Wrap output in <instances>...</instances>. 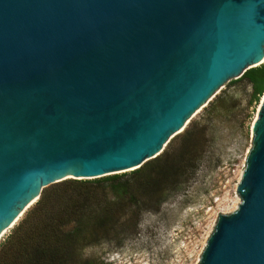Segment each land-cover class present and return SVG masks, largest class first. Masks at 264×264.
<instances>
[{
	"label": "water",
	"instance_id": "1",
	"mask_svg": "<svg viewBox=\"0 0 264 264\" xmlns=\"http://www.w3.org/2000/svg\"><path fill=\"white\" fill-rule=\"evenodd\" d=\"M264 63V0H0V238L47 186L139 169ZM200 264H264V101Z\"/></svg>",
	"mask_w": 264,
	"mask_h": 264
},
{
	"label": "rangeland",
	"instance_id": "2",
	"mask_svg": "<svg viewBox=\"0 0 264 264\" xmlns=\"http://www.w3.org/2000/svg\"><path fill=\"white\" fill-rule=\"evenodd\" d=\"M261 96L254 100L250 85L239 78L211 98L162 152L170 149L178 154L185 131L192 126L205 129L198 143L190 146L191 140L185 144L190 150L185 159H191L195 152L198 159L181 186H166L164 201L158 210L143 212L135 233L87 247L82 258L95 264H200L219 219L231 216L242 204L238 188L252 151ZM67 181L73 180L46 188ZM13 228L0 238V247Z\"/></svg>",
	"mask_w": 264,
	"mask_h": 264
},
{
	"label": "trees",
	"instance_id": "3",
	"mask_svg": "<svg viewBox=\"0 0 264 264\" xmlns=\"http://www.w3.org/2000/svg\"><path fill=\"white\" fill-rule=\"evenodd\" d=\"M241 78L250 85L254 100L263 95L264 63ZM204 131L192 126L180 137L178 154L167 149L128 174L44 189L1 245L0 264H95L82 258V251L113 236L135 233L143 212L158 210L164 201L166 186H181L193 171L198 152L186 160L190 150L185 144L198 143Z\"/></svg>",
	"mask_w": 264,
	"mask_h": 264
},
{
	"label": "bare ground",
	"instance_id": "4",
	"mask_svg": "<svg viewBox=\"0 0 264 264\" xmlns=\"http://www.w3.org/2000/svg\"><path fill=\"white\" fill-rule=\"evenodd\" d=\"M263 101H264V93H263V95L261 96V104H260V106H259V110H260V108H261V105H262Z\"/></svg>",
	"mask_w": 264,
	"mask_h": 264
}]
</instances>
